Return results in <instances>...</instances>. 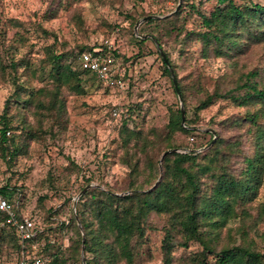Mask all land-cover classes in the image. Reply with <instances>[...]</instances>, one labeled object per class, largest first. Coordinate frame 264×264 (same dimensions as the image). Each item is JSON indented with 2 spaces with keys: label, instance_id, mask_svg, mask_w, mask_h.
<instances>
[{
  "label": "rangeland",
  "instance_id": "1",
  "mask_svg": "<svg viewBox=\"0 0 264 264\" xmlns=\"http://www.w3.org/2000/svg\"><path fill=\"white\" fill-rule=\"evenodd\" d=\"M253 1L264 3V0ZM214 5L215 0H0V136L2 114L8 104L11 129L7 133L8 145L10 151L18 149L15 156H3L0 150V184L8 183L16 188L15 196L22 200V211L42 218L39 227L55 225L56 221L44 219L51 210L60 220H68L71 210L77 217L78 201L90 188L78 196L89 185L118 195L129 194L134 183L143 186L140 190L143 192L154 189L163 179L162 156L167 150L197 151L196 154H201L198 162L203 165L208 163L204 153L221 136L229 142L241 140L243 153H252L246 124L226 125L227 121L243 117L246 108L219 99L204 110H196L208 92L218 86L221 89L234 86L242 72L264 67V44L251 45L242 54L202 56L201 43L190 33L201 28L196 9L206 13ZM148 15L161 16L156 18L161 21L151 24L145 21L137 29L138 21ZM144 35L150 37L143 38ZM155 40L183 87L181 100ZM94 45L103 48L110 45L123 58L131 75L127 89L108 90L95 79L83 80L81 93L62 86L59 97L65 103L66 115L60 122L52 116L55 112L50 109L51 96L46 94L43 98L37 93L30 97L33 100L29 105L16 100L18 83L29 91L55 87L48 75L49 51L67 53L68 62L79 70L78 51ZM12 58L24 65L18 72L9 66ZM29 91L22 92V99H30ZM42 98L44 101L39 100ZM182 105L185 118L195 122L187 126L193 132L176 133L173 141L176 146L163 150L161 139L167 131L170 111L181 109ZM115 108L119 112L117 117L112 115ZM126 113L131 115L127 121L129 127L143 131L156 143L146 149L154 162L153 171L142 148L131 149L141 160L140 175L134 182L129 168L122 162L126 150L120 130ZM214 135L216 140L210 145ZM243 167V154L235 152L228 156L229 172L238 174ZM261 203H264V175L257 196L248 204L256 222H245L249 230L243 233L242 218L230 220L215 241L218 249L241 244L264 252V220L258 218ZM77 223L85 243V232L78 218ZM166 224V215L151 213L140 264H162ZM70 235L73 234L67 231L49 239L55 243L63 238L68 245ZM7 241L6 238L0 242V264H18L15 247ZM84 249L82 244L81 261L75 264L86 261ZM202 249L195 240L188 247H177L172 264H190V254Z\"/></svg>",
  "mask_w": 264,
  "mask_h": 264
},
{
  "label": "trees",
  "instance_id": "2",
  "mask_svg": "<svg viewBox=\"0 0 264 264\" xmlns=\"http://www.w3.org/2000/svg\"><path fill=\"white\" fill-rule=\"evenodd\" d=\"M191 6L195 8L194 5ZM196 11L201 20V28L190 34L195 35L201 43L203 57L211 54L216 57L242 54L251 45L264 44V3L253 0H248L247 3L215 0V5L208 12H200L198 9ZM157 21L161 19H150L146 23L151 24ZM157 40L160 42L159 38ZM91 47H97V45ZM83 50L85 49L78 51L76 57ZM112 54L125 69L126 86L121 90L124 91L128 88L131 75L124 64L125 61L115 49ZM161 58L163 59L162 56ZM68 59L67 53L49 51L48 75L55 83V87L49 89L42 87L29 91L27 86L18 83V90L14 93L16 100H22L29 105L33 100L30 97L37 93L42 97L47 94L51 96L50 109L55 112L52 115L53 118L57 122L64 120L66 107L59 97L62 86L81 93L84 92L83 80L97 81L93 73L80 68L73 69ZM163 63L171 78L169 67L164 59ZM9 66L18 72V69L24 65L20 60L12 58ZM178 85L181 96L184 97L181 83ZM218 87L213 92L207 93L196 110H204L219 99L230 100L237 106L246 108L243 117L227 121L226 125L246 124L245 133L248 135L247 140L250 142L252 153H243L240 147L241 140L229 142L224 137L218 136L214 147L204 153V157L208 159L206 164L202 165L198 162L201 154H196L194 151L166 154L163 158V179L150 191H140L144 187L135 183L129 189L131 192L126 195L113 194L96 187L90 188L78 201L77 217L73 210L68 220H60L56 212H53L54 210L45 215V220L56 222L55 225L42 228V232L38 235L39 239L48 240L55 237L57 233L63 235L67 231L73 235L69 236L68 245L63 238L60 241L56 240L54 244L47 242L39 255L49 256L48 264L80 262L83 243L82 233L77 223L78 218L85 232L86 264H140L141 247L149 226V217L152 212H156L167 216L162 264H172L174 249L188 247L189 242L194 240L200 242L203 249L190 254V264H264V252L251 245H227L218 249L215 243L220 230L230 220L241 217L243 233H248L249 230V224L245 222L250 220L251 223H255L257 220L250 214L248 204L257 196L264 175V67L258 66L242 72L241 78L234 86L227 89ZM26 91H29L30 98L27 100L21 97L22 92ZM174 91L177 94L175 85ZM43 98L39 100L44 101ZM42 106L45 107V104L42 103ZM8 109L7 104L2 114L0 150L3 156L6 154L15 156L18 149L10 151L8 145L7 133L11 131L10 121L7 119ZM130 116L126 113L123 117L120 136L122 146L126 150L122 162L129 168L134 182L140 175L141 160L136 152L131 153V149L137 151L142 148L153 171L154 162L146 149L149 145L156 146V143L145 136L143 131L129 127L127 121H130ZM169 118L167 131L161 139L163 150L176 146L173 142L176 133L193 132L187 126L195 123L185 118L186 121L183 124L180 108L171 110ZM235 152L243 154L244 167L238 174L229 172L227 169L228 156ZM217 159H222V162ZM156 171L158 173V167L155 168ZM0 190L10 199H17L16 188L8 183L0 184ZM258 209V218L264 220V203H261ZM5 218V214L0 212V224ZM34 219L39 224L42 218L37 215ZM6 238L7 242H11L15 247L14 253L18 263L23 247L21 239L15 228L0 225V242Z\"/></svg>",
  "mask_w": 264,
  "mask_h": 264
},
{
  "label": "built area",
  "instance_id": "3",
  "mask_svg": "<svg viewBox=\"0 0 264 264\" xmlns=\"http://www.w3.org/2000/svg\"><path fill=\"white\" fill-rule=\"evenodd\" d=\"M112 51L110 45L107 48L101 46L87 48L77 57L78 67L93 73L104 87L112 91H121L126 86L125 69ZM112 115L113 117L119 115L117 108L113 110ZM0 212L6 216L0 224L1 227L15 228L21 239L23 247L18 264H48L50 257L41 256L39 253L47 242L53 244L54 240L45 241L38 238L43 229L32 216L22 211L21 201L10 199L0 190Z\"/></svg>",
  "mask_w": 264,
  "mask_h": 264
},
{
  "label": "water",
  "instance_id": "4",
  "mask_svg": "<svg viewBox=\"0 0 264 264\" xmlns=\"http://www.w3.org/2000/svg\"><path fill=\"white\" fill-rule=\"evenodd\" d=\"M161 16H158V15H148V16H146V17H144V18H142L141 20H139L138 21V24H137V26H136V28L138 29V26L141 24V23H143V22H145V21H147V20H150V19H156V18H160ZM146 37H150L149 35H144L143 36V38H146ZM155 43H156V45H157V47H158V49H159V51H160V54L162 55V57H163V59H164V62L166 63V65L169 67V70H170V73H171V76H172V79H173V82H174V85H175V88H176V91H177V94H178V96H179V98H180V100L182 99L181 97V93H180V88H179V85H178V82H177V78H176V76H175V74H174V71H173V69L171 68V66H170V63H169V60H168V58H167V56L165 55V53H164V51L161 49V47L159 46V44H158V42L155 40ZM181 112H182V123L183 124H185V110H184V107H183V105L181 106ZM212 133H215L214 132V130H212V129H209ZM215 140H216V135H214V137H213V139H212V141H211V143H210V145H212L214 142H215ZM170 152H181V150H179V149H177V148H174V149H170V150H167L164 154H163V156H162V159L164 158V156L166 155V154H168V153H170ZM184 152H187V151H184ZM195 152H197V151H195ZM157 184V183H156ZM156 185H154V187H155ZM91 187H93V185H89V186H87L81 193H80V195L78 196V198L88 189V188H91ZM77 198V199H78ZM77 201V200H76ZM75 204H76V202H75ZM83 244H84V238H83ZM83 262H84V264H86V261L85 260H83Z\"/></svg>",
  "mask_w": 264,
  "mask_h": 264
}]
</instances>
